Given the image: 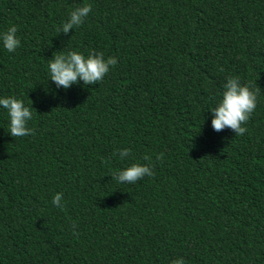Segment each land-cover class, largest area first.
I'll use <instances>...</instances> for the list:
<instances>
[{
	"label": "trees",
	"instance_id": "obj_1",
	"mask_svg": "<svg viewBox=\"0 0 264 264\" xmlns=\"http://www.w3.org/2000/svg\"><path fill=\"white\" fill-rule=\"evenodd\" d=\"M12 25L0 98L35 133L12 137L0 106V264H264V0H0ZM71 50L118 63L57 88L49 61ZM229 76L259 89L243 136L212 127ZM137 162L154 175L114 179Z\"/></svg>",
	"mask_w": 264,
	"mask_h": 264
},
{
	"label": "clouds",
	"instance_id": "obj_2",
	"mask_svg": "<svg viewBox=\"0 0 264 264\" xmlns=\"http://www.w3.org/2000/svg\"><path fill=\"white\" fill-rule=\"evenodd\" d=\"M91 11V5H84L72 10L69 18L57 28V32L68 33L70 30L79 27L84 23L85 18ZM18 29L12 25L7 31L0 33V41L8 52L15 51L20 46V39L17 37ZM118 63L116 57L105 59L102 52H91L87 56L83 53L71 50L65 53H58L50 59L48 64L50 80L57 88H70L73 84H78L81 80L84 85H92L101 82L109 73L110 68ZM222 71V69H221ZM259 89L253 90L248 84H241L240 78L229 76L224 84V91L219 103L212 108L214 117L212 127L217 132L225 128L231 129L236 136H243L246 128L243 126L250 119L257 106V96ZM0 106L7 110L9 116L8 132L14 138L34 135L35 130L28 127V122L33 118V112L25 106L23 100L14 96L0 98ZM128 148H124L122 156L127 155ZM115 155V153H114ZM163 154H159L157 159H161ZM144 160L151 161V157L145 155ZM114 179L119 183L134 184L145 176H153V166L150 164L133 163L131 166L118 172H113ZM55 207L65 210L63 194L57 193L52 200ZM75 229V225H73ZM171 264H184L183 258L173 260Z\"/></svg>",
	"mask_w": 264,
	"mask_h": 264
}]
</instances>
